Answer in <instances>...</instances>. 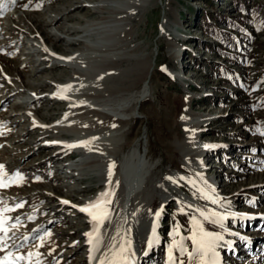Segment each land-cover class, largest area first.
<instances>
[{"label": "rangeland", "instance_id": "1", "mask_svg": "<svg viewBox=\"0 0 264 264\" xmlns=\"http://www.w3.org/2000/svg\"><path fill=\"white\" fill-rule=\"evenodd\" d=\"M75 1L26 0L22 9L1 20L4 28L0 32V71L6 69L11 77L6 79L10 83L13 80L16 87L0 86V122L7 128L0 137V161L7 163L5 171L16 168L23 176V181L7 192L26 201L22 216L28 217V210L40 207L39 216L26 219L27 228L46 222L43 228L51 232L43 247L35 241L33 249L44 255L40 260H46L43 264H88V255L95 248L84 236L88 218L71 206H60L59 201L64 196L81 201L105 191L109 166L114 163L111 176L118 179L113 183L111 216L100 232L103 243L99 251L113 233L115 245L123 230H127L135 249L140 245L141 254L146 253V257L142 255L143 264H169L170 249L174 259L190 264L187 253H180L176 245L183 237L184 247L193 250L187 237L192 235L195 218L205 231L223 237L222 227L232 224L235 228L226 229L245 231L257 238L255 259L246 255L240 245L232 252H222L224 241L231 243L233 238L224 237L217 242L216 251L219 260L222 256L228 258L226 264H258V249L264 244V135H260L264 129V0H103L108 8L118 11L112 14L118 20L111 16L109 21L93 25L100 17L88 6L101 0H81L86 7L67 14V18L63 14L70 4L76 5ZM204 16L227 32L224 39L204 29L200 20ZM56 18H60L57 23L53 21ZM230 20L241 24L232 26ZM86 21L87 30L83 33ZM107 33L115 36L118 49L109 50L113 42L107 39ZM76 38L84 44L69 43ZM86 44L102 51H84ZM42 47L47 53L41 52ZM71 51L77 55L88 53L81 62L78 57L75 60L74 66L79 70L59 65L52 57H67ZM122 59L124 62L115 69H102L110 68L106 65L110 60ZM150 62L146 81L128 88L123 85L116 93L100 99L106 111L116 106L123 111L118 116L128 119L119 131L82 130L77 126L79 122L97 116L86 112L71 117L68 102H55L45 96L56 86L74 82L81 85L70 90L80 98L78 92L83 88L94 90L99 82L108 81L113 71H134ZM74 70L85 72L84 81L81 75H73ZM117 78L109 82L116 83ZM139 90V95L146 98L134 109L133 99ZM34 94L43 99L30 105L16 104L30 100ZM87 101L83 103L97 107ZM35 115L40 124L48 126L30 128ZM194 122L198 126L190 128L188 125ZM57 139L69 140L68 145L91 143L68 148L70 154L64 156V148L49 143ZM205 145L224 147L213 150ZM202 149L205 152L199 156ZM58 150L63 152L58 154ZM128 154L137 161L141 158L146 187L133 193L125 221L128 222L122 226L125 176L121 169ZM95 158L102 161L88 165ZM130 165L128 169L133 166ZM234 212L239 217H229ZM9 214L14 217L17 212ZM242 214H253L255 221L246 220ZM221 215L227 218L214 223ZM20 231L9 233L14 234L10 242L17 240ZM149 240H154L150 253ZM25 247L26 244L21 249ZM191 264H200V258L197 256Z\"/></svg>", "mask_w": 264, "mask_h": 264}, {"label": "bare ground", "instance_id": "2", "mask_svg": "<svg viewBox=\"0 0 264 264\" xmlns=\"http://www.w3.org/2000/svg\"><path fill=\"white\" fill-rule=\"evenodd\" d=\"M105 2L103 1V0H101V1H98V3H96V4H91L90 6H88V7H91V10H92V12L94 13V14H98V17H100V19L97 21V22H95V23H91V25H93V24H101V23H104V22H107V21H109L108 19H110L109 17H111L112 16V19L113 20H118V19H115L114 17H113V13H116V12H118V11H116V10H113V9H111V8H108L105 4H104ZM75 4L76 5H74V3H72V4H70V8L68 9V10H66V12H64V16L66 15L67 16V18L69 17V15H67V14H73V13H75L77 10H79V9H81V8H85L86 7V5H84V4H82L81 3V0H77V1H75ZM126 11V9L124 10V12ZM109 14H111V15H109ZM59 17H62V16H59ZM72 17V16H71ZM77 18H78V16H76ZM63 18V17H62ZM59 19L60 18H56V19H53V21L55 22V23H57V22H59ZM98 19V18H97ZM111 19V20H112ZM112 20V21H113ZM52 21V22H53ZM54 23V24H55ZM87 24H88V21H86V24H84V27H82V30H81V32H83V31H85V30H87ZM65 30H70L68 27H66V29ZM84 33V32H83ZM108 34V33H107ZM42 35H43V33H42ZM124 36H126L125 34H124ZM107 39H109V41L111 40L113 43H112V47L109 49V50H116V49H118L119 48V46L118 45H120V44H117V42H115L114 40H115V36L114 35H112V34H108L107 35ZM127 39V38H126ZM110 41V42H111ZM117 41V40H116ZM84 41L82 40V39H79V38H76V39H72V40H70L69 41V43H71V44H74V43H76V44H81V45H83L84 43H83ZM119 42V41H118ZM121 42V41H120ZM42 45V44H41ZM123 45V44H122ZM121 47V46H120ZM41 48V47H40ZM81 48H83L82 46H81ZM84 51H96V52H100V51H102V49H100V48H97V47H91L90 45H88V44H86V45H84ZM44 52V53H47V51H46V48H43L42 47V49H41V52ZM96 52H93V53H96ZM51 52L50 51H48V54H50ZM85 54H88L87 52H84V55ZM98 54V53H97ZM53 55V54H52ZM51 55V56H52ZM84 55H82V53L79 55H77V54H75V53H73L72 51L71 52H69V53H67V57H63L64 59H61V58H59V57H55V56H52L56 61H58L59 63V65H63V66H66V67H71V68H77V66L75 67L74 65H75V60L77 59V57H78V59H79V61L81 62V58L83 59V57H84ZM66 56V55H65ZM96 56V55H95ZM94 56V57H95ZM119 56V55H118ZM86 57V56H85ZM59 58V59H58ZM87 58V57H86ZM90 58V57H89ZM85 60V59H84ZM96 60V59H95ZM0 62L2 63V61L0 60ZM42 62H44V59H42ZM72 62H74V63H72ZM122 62H124V59H122V60H117V62H116V60L115 61H111L110 60V62L108 63V64H106V65H110V68H104V67H102V69H104V70H113V69H115L119 64H121ZM38 63L39 64H41V61H38ZM43 67H46V66H43ZM99 68V67H98ZM78 69V68H77ZM6 70V69H5ZM79 70V69H78ZM78 72H80V73H78ZM118 74V75H116V73ZM113 71V73H114V75H112L110 78H109V80L108 81H102V83L101 82H99L98 84H97V86H96V88L93 90V89H91L90 91H87L85 88H83L82 90H81V92H78V93H80L81 95H80V98L78 97H74V95H73V93H74V91L73 90H68V91H62L61 90V86H57V88L56 89H58V91H60V92H62V93H66V97H68V99H69V101H70V103H69V101H67L68 102V104H67V106H68V109H69V111H70V116L71 117H74L75 118V116H77V115H80V114H82V113H86V112H88L90 115H96L97 117L95 118H90L89 120H85V121H81V122H79V125H77V126H79L82 130H85V131H88L89 129H98V128H102V129H104V130H108V128H111L112 130H122V127L128 122V119L127 118H124V117H121V115L120 116H118L121 112H123V111H120L116 106H112V107H110V108H107V110H109V111H106V108L104 107V106H102L103 104H104V101H103V103H102V101L100 100V99H102V97L104 96V95H109L110 93H116L117 91H119L120 90V88H121V86H123V85H126V87L127 86H129V87H132L135 83H138L139 81H141V80H143V82L144 81H146L148 78H149V76H150V72H151V62L147 65V64H145V63H143L142 65H141V67H139V69L137 70H134V71H131V70H125V71H123V70H121L120 72L119 71ZM111 73V72H110ZM73 75H81V79L84 81V79H85V72H82V71H76V70H74V72H73ZM97 75V74H96ZM99 76V75H98ZM98 76H94V78H96V79H98L99 77ZM117 76H119V78H117V81H115L116 83H113L114 81V79H115V77H117ZM1 77V76H0ZM84 77V78H83ZM108 78V77H107ZM106 78V79H107ZM92 79V78H91ZM113 79V80H112ZM113 81V82H111V83H113V84H111L109 81ZM150 82V81H149ZM149 82H148V85H149ZM67 85H71V87H74V86H79V85H81V83H74V82H72V83H67ZM66 85V86H67ZM95 85V84H94ZM14 86H16V85H14ZM102 86H103V88H102ZM128 88V87H127ZM81 89V88H80ZM16 90V89H15ZM122 90H125V88L124 89H122ZM73 91V92H72ZM77 93V92H76ZM78 93L76 94V95H78ZM139 93H140V90L135 94V96H134V99H133V101H134V109H135V107L137 106V104L138 103H140L142 100H144L146 97H143V96H141V95H139ZM33 97H35V98H33ZM33 97L30 99V100H27V101H22L21 103H19V105L21 104V105H23L22 103L23 102H25V104H27V105H30L31 103H33L35 100H37L38 101V99L40 100V96H37V95H33ZM70 97H72V98H70ZM87 100H89V101H91L92 103H94V104H96V106L97 107H91V106H88L86 103H83L84 101H86V102H88ZM59 102H60V100H58ZM63 102H64V100H62ZM26 105V106H27ZM30 107V106H29ZM28 107V108H29ZM25 108V107H24ZM101 108V109H100ZM132 109V108H131ZM26 110V109H25ZM124 110V109H123ZM24 112V111H23ZM22 112V113H23ZM106 112V113H105ZM108 112V113H107ZM111 112V113H110ZM124 112H125V110H124ZM34 114V113H33ZM23 115V114H22ZM177 115V114H176ZM36 116V115H35ZM34 116V117H35ZM177 116H179V115H177ZM26 117V116H25ZM37 117V116H36ZM81 117V116H80ZM39 118V117H38ZM82 118V117H81ZM31 123H30V128L31 127H33V126H42V128H46L45 126H48V125H45V126H43L42 124H40L39 122H38V120H36L35 118H33V121H30ZM37 123V124H36ZM42 123V122H41ZM36 124V125H35ZM113 125H115V127H113ZM190 128H193V127H196V126H198V122H194V123H191V124H189L188 125ZM36 128H38V127H35L34 129H36ZM48 128H50V127H48ZM99 130V129H98ZM84 132V131H83ZM81 137V136H80ZM60 140H62V139H57L56 141H60ZM63 140H65L67 143H70V141L69 140H66V139H63ZM50 144L51 143H53V142H49ZM46 144L47 146H52V145H50V144ZM64 144V145H60L61 146V148H64V151L66 152V153H64L63 155L64 156H69V154H70V152H67L69 149H68V147H66L65 145H68V144ZM79 143V142H78ZM54 144V143H53ZM55 147V146H54ZM56 148H58V147H56ZM59 149V148H58ZM213 149V148H212ZM220 149V148H219ZM218 149V150H219ZM58 151H60V152H58V154H60V153H62L63 151H61V150H58ZM209 151V150H208ZM114 152V151H113ZM203 152H205V149L203 150H201L200 151V153H199V156H201L202 155V153ZM138 157V156H137ZM140 158V157H139ZM105 160V159H104ZM102 161V159H91L90 161H88V165H97L99 162H101ZM106 161V160H105ZM139 161H140V163H139ZM139 161H137V159H136V157H134V156H129V154L125 157V165H126V167H125V165H124V163H123V166H122V169H121V175L122 176H125V180H124V183H125V185H126V188H125V199H124V201H125V203L123 202V209H122V211H121V217H120V222H121V225L123 226H125L126 224H127V222H125L126 221V219H128L129 218V216H128V213H127V211H129L128 209H129V203H130V199H131V196L133 195V190H134V188H136V187H143V188H145L146 186L144 185V181H145V179H144V173L145 172H143V163H142V160H141V158H140V160ZM87 163V162H86ZM130 164H132L133 166H132V168H129L128 169V167H130L131 165ZM128 169V170H127ZM145 170V169H144ZM127 171V172H126ZM127 173V174H126ZM127 177H129V180L127 181L126 179H128ZM116 179H118V178H116V176L114 177V176H111V177H109L108 178V185H107V187H103V190H105V191H103L102 193H104V192H110L111 193V195L108 197V199H110L111 200V204L110 205H108V210H109V213H110V210H111V208H112V205H113V202H114V200H113V183H114V181H116ZM117 182V181H116ZM115 182V183H116ZM143 190V189H142ZM99 194H101V193H99ZM93 195V194H92ZM91 195V196H92ZM91 196H89V198H87V199H85V201H83V202H81V201H79V207H77V208H75V209H77L76 210V212H78V214H80V215H84V216H86L87 217V213L86 212H82V211H80L79 209H80V207H84V206H87L90 202H93V201H95L97 198H98V196L99 195H97V196H94V197H92V198H90ZM59 203V202H58ZM60 206H62V207H68V204H64V203H62L61 201H60ZM131 211V210H130ZM132 213V212H131ZM110 216H111V213H110V215H109V218H110ZM109 218H108V220H109ZM107 220V221H108ZM86 222H87V224H89L87 227H88V229L86 230V233H88V232H91V231H93V227H94V225H93V223H91L90 222V220H86ZM118 223H119V220H118ZM105 225V224H104ZM103 225V226H104ZM122 226H121V228H122ZM130 227V226H129ZM13 231V230H12ZM12 231H10V232H12ZM127 230H123V232L121 233V236H122V238H121V240H119V242L117 243V244H115V245H112V239L114 238V233L111 235L112 237L110 238L109 237V239H107V241L104 243V245H103V247H102V250H104L101 254H100V256H99V258H97L96 259V262H95V260H91V263H89V264H92L93 262H95V263H93V264H100V261L102 260V259H105V257H107V260L108 261H110V260H112L113 259V256H114V253L115 252H118L119 250H120V248L122 247V246H126L127 248H128V251L125 253V255L126 256H130V260L128 259V264H137V263H139V262H141V261H143V256H139L138 255V253L137 252H135V251H133L134 250V247H133V243H132V240H130V235H128V233L126 232ZM114 232V231H113ZM84 236H86V235H84ZM86 238H87V240H89V237H87L86 236ZM255 239H257V238H255ZM75 242H76V240H75ZM74 242V243H75ZM258 242V241H257ZM73 243V244H74ZM253 243H255V242H253ZM73 244L72 245H70V246H72L73 247ZM85 244V243H84ZM88 244V243H87ZM76 245V244H75ZM89 245V244H88ZM91 245V244H90ZM89 245V246H90ZM95 245V244H94ZM87 246V245H86ZM93 245H91L90 247H92ZM89 247V248H90ZM131 247H133V250L131 251L129 248H131ZM89 251V250H88ZM90 252V251H89ZM91 253H92V250H91ZM132 253V254H131ZM134 253H136V254H134ZM133 254H134V257H132L133 256ZM137 255V256H136ZM145 257H146V255H144ZM252 257L255 259V255H252ZM142 258V259H141ZM259 260H260V263L262 264V260L264 261V258H258ZM238 260H240L239 258H238ZM264 263V262H263Z\"/></svg>", "mask_w": 264, "mask_h": 264}, {"label": "snow or ice", "instance_id": "3", "mask_svg": "<svg viewBox=\"0 0 264 264\" xmlns=\"http://www.w3.org/2000/svg\"><path fill=\"white\" fill-rule=\"evenodd\" d=\"M8 2L15 4L16 0H8ZM5 7L6 5L3 2V0H0V15L3 14V9ZM25 7H27V5H25ZM61 59L64 58L61 57ZM70 88L71 85L61 86L62 91H68L70 90ZM0 127H5V126L2 123H0ZM113 127H115V125H113ZM260 135H264V129L260 130ZM93 139H97V138H93ZM53 143H59V142H53ZM89 143H91V141H82L79 144H70L65 146L68 148H73L78 146H87V144ZM204 147L206 149H210V148H215L216 145H205ZM114 166H115L114 163L109 166V177H111L112 175V168H114ZM4 167H5L4 165H0V188H7L14 184L18 185L20 182L23 181V176L18 171L15 173L8 174L4 171ZM166 179L176 182L172 177H166ZM180 179H184V178L181 177ZM110 195H111L110 192L101 193L99 194L98 198L95 201L90 202L87 206L80 207L79 209L82 212H86L91 217L90 222L93 223L94 225L93 231L85 233V235L89 237L88 240L89 244L96 245L94 250L97 251L99 250V245L103 243L100 237V229L107 222L110 215L108 210V205L111 204V200L108 199ZM61 202L64 204L70 203L67 200H63ZM215 202L216 201L213 200V203ZM0 205H4V201L2 198H0ZM22 207H23L22 202L16 204L14 207H8L7 205L0 207V252H6V255L3 256V258H0V264H21V262H27V264H32L33 257L36 258L35 264H42L39 258L40 257L39 252L29 251L27 252L26 255H24V254H14L13 251L10 250V249H15L16 252L18 253L20 249L24 246V244L30 239L34 241H40L39 246L43 247L46 237L51 236L50 230L41 227L32 230L34 235L23 237V241L20 244H16V243L10 244L9 241L14 240V234L12 236L9 235L10 230L12 228H15L16 225L19 224L21 221L19 216L15 217V219L13 220L11 217L7 216L6 214ZM159 215L160 212H157L156 216L159 217ZM201 215H203V213H201ZM213 215H215V213H213ZM242 215L246 216L247 214H242ZM205 218L207 219V217ZM226 218L227 217L221 215L219 217V220L213 222L221 223ZM28 219L31 220L32 217L29 216ZM193 225L194 227H193L192 235L190 237H187V239H190L193 244V250L188 251L184 247L183 240L185 238L182 237L180 244L176 245V247H178L179 249V252L187 253L190 264L191 261L197 256L200 258V264H218L219 253L216 251L217 242L223 241L224 237L219 233L205 231V229L202 227L199 221H197L195 218H193ZM153 242L154 240L148 241L149 249L152 247ZM127 251L128 248L126 246H122L118 252L114 253L112 260L108 261L107 257H105V259H102L100 261V264H128V256L125 255ZM169 264H183L182 260L174 259L171 249L169 250Z\"/></svg>", "mask_w": 264, "mask_h": 264}, {"label": "trees", "instance_id": "4", "mask_svg": "<svg viewBox=\"0 0 264 264\" xmlns=\"http://www.w3.org/2000/svg\"><path fill=\"white\" fill-rule=\"evenodd\" d=\"M200 20L204 24V29H206L210 35H213V36H215L217 38H220V39H224L225 36L227 35L226 31L220 29L219 27L215 26L211 22L209 16H204L203 18L201 17ZM236 23L241 24L240 22L235 21V20H230L229 21V24H231L232 26H236Z\"/></svg>", "mask_w": 264, "mask_h": 264}]
</instances>
